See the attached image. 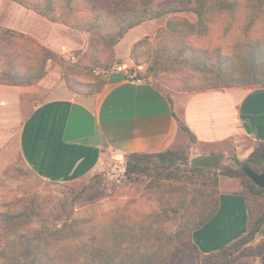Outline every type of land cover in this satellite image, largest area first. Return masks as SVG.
Wrapping results in <instances>:
<instances>
[{
    "label": "trees",
    "instance_id": "16d2710c",
    "mask_svg": "<svg viewBox=\"0 0 264 264\" xmlns=\"http://www.w3.org/2000/svg\"><path fill=\"white\" fill-rule=\"evenodd\" d=\"M17 2L53 23L70 15L74 29L91 34L87 51L75 64L62 60L66 83L74 92L100 94L108 78L95 76L94 71L111 72L120 61L115 46L130 30L155 19L165 22L153 37H144L131 50L130 59L145 67L136 80H151L163 91L171 85L186 92L264 88V33L256 31L257 23L264 22V0ZM242 20L245 23L241 29ZM58 59L31 36L0 28V84H34L45 77L48 62ZM23 63L25 71L21 70ZM76 75L86 79L84 84L72 80ZM175 117L189 144H175L162 153H128L124 156V175L128 182L148 179L160 187L165 181L213 184L215 190L209 206L182 213L187 196L178 190L169 191L164 195L167 205L164 212L155 215L129 210L99 212L92 217L73 218L70 224L51 231L38 214L37 206L31 204L30 199L34 198L25 195L10 205L0 204V264H238L245 260L264 264V189L238 168L246 166L262 172L264 142L244 160L232 156L233 165L218 170L199 168L189 156L197 142L195 135L182 119ZM27 169L38 180L52 183ZM17 172L20 174L17 177L25 174L21 169ZM13 175L7 170L3 179L13 180ZM221 177L240 182L239 194L248 211L247 232L219 250L203 253L192 235L217 213ZM105 180L104 173L93 177L99 188ZM168 212H172L179 225L173 234L166 235L160 226L167 222ZM68 242L75 245L63 247ZM49 245L55 252L48 251ZM61 245L63 250L59 249Z\"/></svg>",
    "mask_w": 264,
    "mask_h": 264
},
{
    "label": "crops",
    "instance_id": "0c3cea01",
    "mask_svg": "<svg viewBox=\"0 0 264 264\" xmlns=\"http://www.w3.org/2000/svg\"><path fill=\"white\" fill-rule=\"evenodd\" d=\"M3 12L0 8V21L6 23V27L0 23L1 29L31 36L57 56H82L88 49L87 32L73 29L77 37H55L53 31L41 29L44 19L39 14L34 17L40 19L36 27L27 20L25 9ZM46 22L50 28L56 24ZM148 22L130 30L115 46L120 61L130 59L136 42L155 35L154 25L146 27ZM133 30H143V34L129 37ZM49 75L33 85L0 84V172L19 158L45 181H80L107 165L122 163L128 153H162L175 144H189L175 115L195 135L192 148L201 150L196 157L226 153L231 146L244 160L264 142L262 87L163 91L151 80H126L111 74L100 94L88 96L71 91L64 80ZM41 93L43 98L33 102L32 96ZM219 190L217 213L192 235L203 253L219 250L247 232L248 211L239 194L240 182L221 177Z\"/></svg>",
    "mask_w": 264,
    "mask_h": 264
},
{
    "label": "rangeland",
    "instance_id": "374dc122",
    "mask_svg": "<svg viewBox=\"0 0 264 264\" xmlns=\"http://www.w3.org/2000/svg\"><path fill=\"white\" fill-rule=\"evenodd\" d=\"M13 6L15 7L14 9ZM0 8L4 10V14H8L10 12V9L12 12L15 9H20V11L25 9V11H27V20L29 21V23H31L32 26L36 25V27L39 25L38 23L40 22V19L38 22L36 21L37 18H34L37 17L36 14L38 13L19 4L17 0H0ZM42 19H44L42 20L43 23L39 26H41V29L43 31H53V35L55 37H57L58 34H63L67 37H77L75 35L76 32H74V28L72 27V16H64L61 22L56 23L54 26H51L52 29L50 28L48 22H46L48 20L44 17H42ZM150 21L151 22L146 21L148 22L146 27H152L154 25V32H157L158 29H155L157 28V24H160V26L163 25L165 19H155ZM0 23L6 27L5 22L3 24V21H0ZM8 26L19 28L16 25L12 24H9ZM26 30L27 32H33V28L26 27ZM140 34H143V30H133L129 37H139ZM86 35L87 36L85 37H90L91 40V34L86 33ZM153 36L154 35L148 37ZM82 56L76 55L75 57L71 58L58 56V60L48 62L46 70L48 69L49 64L51 65V67L49 69V72L47 71L46 75L50 73L49 76L53 79H62L66 83V71L63 70L62 60H67L70 61V63L75 64V62ZM21 66V70L25 71V63H23V65ZM139 66L144 67V65ZM112 71L107 72L96 70L94 71V75H104L108 78L109 75L113 74ZM71 73L72 72L69 71V74ZM72 75L75 74L72 73ZM73 79L78 81L80 84H84V82L86 81V79L82 75H76L72 78V80ZM37 82H35L34 84H37ZM67 87L70 89L68 85ZM173 88L179 89V86L171 85L165 87L167 91H171L170 89ZM75 93L87 95L85 94V92ZM43 95L44 93L35 96L33 95L32 98H34L35 100L33 102H38L39 100H41L43 98ZM200 151L201 150L197 147L191 149V153L189 156L191 158L192 164H195V159L198 158L196 156L200 153ZM230 152L231 154H229ZM234 155L238 158L237 152H235L234 148L227 151L226 153H220V168L225 165H233L234 163L231 161V158ZM18 169H21L25 174L21 173L22 176L17 177V174L20 175L17 172ZM7 170H9L12 175H16H13V180L6 181L3 179V175ZM27 171V167L18 158L16 161L11 162L2 172H0V204L5 205L8 203L10 205L14 201L23 198L25 195L29 198L33 197L34 199H30L32 200L31 204L37 206L36 210L38 214H40L42 218L47 221V226L51 229V231H58L61 227L63 228L66 223L70 224L73 221V218L80 216L92 217L99 212L109 214L114 211L129 210L131 212L137 211L141 214L146 213L155 215L156 213L164 212L165 210H167L164 195L169 191L176 190L184 193V196H187L185 202L186 208L181 210L182 213L187 209L199 210L203 207L205 208L206 206H209L211 195L214 194L215 190L213 184H204L201 181L193 184H190L189 182L181 184L177 181H165L161 183V187L158 186V183L154 182V180L148 179L138 181L137 183L128 182L124 175L125 172L121 163L107 165L101 172H96L93 175H89L88 177L80 181L71 183L44 182L38 180L32 174H28ZM99 173H104L106 177L103 186L100 188L97 187V185L95 186V183H93L94 175ZM180 173L182 174L183 171H180ZM188 180L190 181L191 179L188 178ZM226 180L227 179H224L223 181ZM233 183L235 185V182ZM207 210H209V208L205 211ZM168 213V215L170 216L166 217L167 222L160 226L164 230L163 232L166 235H168L169 232L173 234L178 229L179 225V221L173 219L172 212ZM71 245L74 246L75 243H64L63 247L71 248ZM46 247L51 253L55 252L54 247H52L51 245ZM63 247L61 245L59 249L63 250ZM238 264H253V262L245 260L240 261Z\"/></svg>",
    "mask_w": 264,
    "mask_h": 264
},
{
    "label": "water",
    "instance_id": "95a60500",
    "mask_svg": "<svg viewBox=\"0 0 264 264\" xmlns=\"http://www.w3.org/2000/svg\"><path fill=\"white\" fill-rule=\"evenodd\" d=\"M195 166L208 170H218L220 168V159L217 154H211L207 156H201L195 159ZM242 171L247 177L260 189H264V168L262 172H256L249 167L242 166Z\"/></svg>",
    "mask_w": 264,
    "mask_h": 264
},
{
    "label": "built area",
    "instance_id": "2783aa9c",
    "mask_svg": "<svg viewBox=\"0 0 264 264\" xmlns=\"http://www.w3.org/2000/svg\"><path fill=\"white\" fill-rule=\"evenodd\" d=\"M141 66L136 64L133 60L119 61L113 68V74H119L126 80H136L138 74L141 72ZM125 172V160L121 163Z\"/></svg>",
    "mask_w": 264,
    "mask_h": 264
},
{
    "label": "clouds",
    "instance_id": "9594fccd",
    "mask_svg": "<svg viewBox=\"0 0 264 264\" xmlns=\"http://www.w3.org/2000/svg\"><path fill=\"white\" fill-rule=\"evenodd\" d=\"M244 23H245V21H241V24L239 25V28H243V26H244ZM256 31H258V32H261V33H264V22H258L257 23V28H256ZM236 35H237V37H240L241 36V33H240V31H237L236 32Z\"/></svg>",
    "mask_w": 264,
    "mask_h": 264
}]
</instances>
